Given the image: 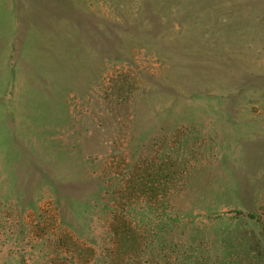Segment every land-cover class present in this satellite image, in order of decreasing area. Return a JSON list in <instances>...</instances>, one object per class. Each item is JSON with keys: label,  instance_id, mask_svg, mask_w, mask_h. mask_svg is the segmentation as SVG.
<instances>
[{"label": "rangeland", "instance_id": "obj_1", "mask_svg": "<svg viewBox=\"0 0 264 264\" xmlns=\"http://www.w3.org/2000/svg\"><path fill=\"white\" fill-rule=\"evenodd\" d=\"M0 264H264V0H0Z\"/></svg>", "mask_w": 264, "mask_h": 264}]
</instances>
